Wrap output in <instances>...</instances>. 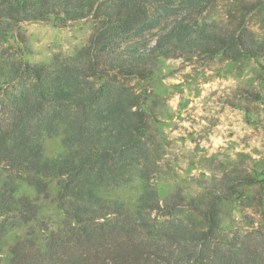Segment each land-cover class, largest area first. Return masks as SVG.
Listing matches in <instances>:
<instances>
[{"label":"trees","instance_id":"1","mask_svg":"<svg viewBox=\"0 0 264 264\" xmlns=\"http://www.w3.org/2000/svg\"><path fill=\"white\" fill-rule=\"evenodd\" d=\"M207 2L0 0V264H264V228L227 231L220 214L257 177H213L182 204L153 188L146 111L119 81L149 80L183 52L260 62L264 42L246 20L233 29L175 17ZM83 21L94 29L86 46L28 61L25 23ZM134 180L133 207L110 196ZM48 201L65 217L56 228L40 220ZM24 227L3 260L9 233Z\"/></svg>","mask_w":264,"mask_h":264},{"label":"rangeland","instance_id":"2","mask_svg":"<svg viewBox=\"0 0 264 264\" xmlns=\"http://www.w3.org/2000/svg\"><path fill=\"white\" fill-rule=\"evenodd\" d=\"M178 10L175 17H191L193 24L216 22L236 29L246 20L255 37L264 42V0H208L199 10L190 5ZM24 30L32 64L49 63L55 56H72L88 44L94 32L90 21L66 28L25 23ZM262 65L264 57L260 62H231L183 52L182 56L162 59L149 80H119L133 90L139 106L146 111L153 188L165 189L180 203V197L194 199L202 195L205 185L213 186V177L218 181L241 174L257 177L258 183L238 187L242 192L239 199L233 196L220 206L223 227L246 236L264 228ZM140 188L134 180L110 196L133 207ZM179 208L186 210L185 206ZM64 219L55 204L45 202L41 221L56 228ZM27 229L9 233L3 260H8L9 247L25 236Z\"/></svg>","mask_w":264,"mask_h":264}]
</instances>
